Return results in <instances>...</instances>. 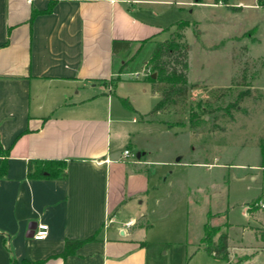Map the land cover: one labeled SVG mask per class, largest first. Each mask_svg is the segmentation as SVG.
<instances>
[{
	"label": "crops",
	"instance_id": "1",
	"mask_svg": "<svg viewBox=\"0 0 264 264\" xmlns=\"http://www.w3.org/2000/svg\"><path fill=\"white\" fill-rule=\"evenodd\" d=\"M51 1V11L31 18L33 10L43 11ZM192 4L198 16L205 5H222L214 0H0V143L8 150L6 172L0 174V264H239L259 256L253 246L264 247L257 234L264 219L258 220L256 211L247 212L255 224L240 227L252 234V242L233 240L231 223L225 229L228 262L204 251L209 213L194 229L191 195L206 184L203 168L227 165L220 160L223 151L210 152L209 142L200 159L189 156L175 167L181 158L164 157L161 144L187 133L193 146V128L145 116L160 94L140 77L144 65L155 43L171 36L176 21L190 23L184 39L189 28L193 31L183 15L184 6ZM114 41L120 42L116 50ZM200 41L204 50L224 45ZM187 78L209 89L227 87L192 82L189 68ZM134 85L142 86L144 104L131 90ZM29 159L65 160L66 176L28 178ZM193 166L200 168L201 180L194 181ZM251 166L264 170L258 162ZM37 222L49 227L42 240L27 235ZM86 238L61 255L66 239Z\"/></svg>",
	"mask_w": 264,
	"mask_h": 264
},
{
	"label": "rangeland",
	"instance_id": "2",
	"mask_svg": "<svg viewBox=\"0 0 264 264\" xmlns=\"http://www.w3.org/2000/svg\"><path fill=\"white\" fill-rule=\"evenodd\" d=\"M218 1L223 6L205 5L199 16L196 15L198 7L194 4L184 6V18L194 25L193 31L189 28L185 34L189 44V79L213 87H227L209 89L200 84L186 96L166 105L160 114L148 118L162 119L168 125H181L177 123L189 124L190 115L195 114L197 123L192 127L193 146L190 145L191 136L183 133L171 144L163 141L161 154L168 158L176 154L175 158L181 160L174 165L181 167L189 156L194 161L200 159L201 150L203 147L207 149L209 142L210 152L220 147L223 151L220 160L227 165L223 168L211 167L209 171L203 168L206 184L202 189H194L191 195L194 202L192 226L195 229L198 221L206 220L209 213L208 234L209 237L214 235L213 240L231 223L233 228L228 229L230 237L233 240L242 238L245 243H250L253 241L252 234L242 233L240 227L255 224L256 220L248 215L246 209L253 199L264 192V170L254 171L251 166L258 162L263 167L260 147H264V0H214ZM225 1L229 6L240 7V10H229L223 3ZM194 18L199 21H193ZM212 18L216 19L215 22L211 21ZM197 33L199 41L196 39ZM231 35L235 36L228 41ZM200 39L204 43L215 44L223 41L224 45L220 43L214 49L204 50ZM149 71L145 69L140 77L147 81ZM163 85L158 84L156 88L160 90ZM131 90L144 97V104L142 86L134 85ZM241 91H248V94L237 107H228ZM207 133L210 138L202 137ZM191 168L194 181L199 180L200 168ZM259 201L264 203V196ZM255 206L258 207L256 212L261 221L264 219L261 215L264 208L257 203ZM253 247L259 256L239 264H264V247L260 242ZM235 257L238 260L248 258Z\"/></svg>",
	"mask_w": 264,
	"mask_h": 264
},
{
	"label": "trees",
	"instance_id": "3",
	"mask_svg": "<svg viewBox=\"0 0 264 264\" xmlns=\"http://www.w3.org/2000/svg\"><path fill=\"white\" fill-rule=\"evenodd\" d=\"M202 0H194V2H201ZM54 1H51L48 7L43 11L33 10L31 18L36 14L49 12L52 9ZM217 3V2H216ZM229 10L237 11L240 7L229 6L227 2H223ZM187 20H178L173 25L175 30L171 33V36L163 41H157L151 52L149 59L144 65V69L150 70L147 81L151 83L152 90L160 94V99L152 107V109L145 116H153L157 112H160L166 105L174 102L178 97H184L188 92L198 87L199 84H191L188 82L187 74L189 68V44L184 39L183 31L189 26ZM120 42H113V49H117V45ZM122 48H127L129 42L123 41ZM152 73H155V77H152ZM158 84H164L159 90ZM224 89V88H217ZM248 94V91H241L235 101L228 104V107H237L240 100ZM125 105L130 106L126 99H123ZM195 114H191L189 118V125L195 127ZM182 124V123H177ZM262 156V166L264 167V147H260ZM8 154L7 149H3L0 143V174L6 172V156ZM66 161L61 159H29L27 161V177L33 179H57L64 178L66 176ZM264 196V192L257 198L253 199L247 207L248 213H253L258 210L255 206L261 198ZM209 225L208 222L204 224V234L201 239L203 243L204 251L214 258L222 259L228 262V235L226 232H222L218 235L216 240H213V234H208ZM257 234L261 240H264V228L257 229ZM86 239H66L64 244L62 256L73 252L76 248L81 246ZM40 261L30 262L23 260L22 264H39ZM12 264V263H11Z\"/></svg>",
	"mask_w": 264,
	"mask_h": 264
},
{
	"label": "built area",
	"instance_id": "4",
	"mask_svg": "<svg viewBox=\"0 0 264 264\" xmlns=\"http://www.w3.org/2000/svg\"><path fill=\"white\" fill-rule=\"evenodd\" d=\"M144 70L145 69H143L141 74L145 73ZM138 74L139 73H136L135 75L137 76ZM128 154H129V151L127 149H125L123 151V155H128ZM257 204L260 207L264 208V203L262 201L257 202ZM48 233H49L48 225L46 223H44V222H37L35 228L33 229L32 238L34 240H42V239L47 237Z\"/></svg>",
	"mask_w": 264,
	"mask_h": 264
},
{
	"label": "water",
	"instance_id": "5",
	"mask_svg": "<svg viewBox=\"0 0 264 264\" xmlns=\"http://www.w3.org/2000/svg\"><path fill=\"white\" fill-rule=\"evenodd\" d=\"M155 75H156L155 73H152V77H155ZM35 226H36V223H32L29 226V228H28L29 232L27 233L28 236L32 237L33 229L35 228Z\"/></svg>",
	"mask_w": 264,
	"mask_h": 264
}]
</instances>
